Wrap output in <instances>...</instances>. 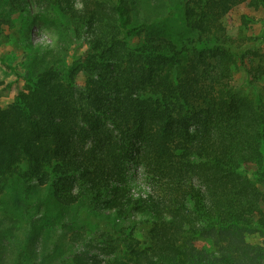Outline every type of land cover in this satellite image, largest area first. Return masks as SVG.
Segmentation results:
<instances>
[{
    "label": "trees",
    "instance_id": "1",
    "mask_svg": "<svg viewBox=\"0 0 264 264\" xmlns=\"http://www.w3.org/2000/svg\"><path fill=\"white\" fill-rule=\"evenodd\" d=\"M34 2L7 0L56 34L25 73L9 67L24 86L0 107V264H264L246 240L264 235V87L231 85L239 62L256 88L264 53L222 24L264 0H186L182 49L134 22L132 0ZM88 212L141 236L101 258L109 235L62 230Z\"/></svg>",
    "mask_w": 264,
    "mask_h": 264
},
{
    "label": "rangeland",
    "instance_id": "2",
    "mask_svg": "<svg viewBox=\"0 0 264 264\" xmlns=\"http://www.w3.org/2000/svg\"><path fill=\"white\" fill-rule=\"evenodd\" d=\"M28 1V8L35 13L37 5L34 0ZM185 2L186 0H132L134 22L145 19L151 32L165 35L179 49L190 48L196 34L185 22L183 10ZM7 5V0H0V107L13 102L19 90L24 86L23 79L18 77L9 67L15 68L19 74L25 73L31 60L29 57L37 52V49L48 46L55 48L53 41L56 34L54 28L50 26L43 28L39 22L34 21L25 13L19 10L9 11ZM222 24L229 36L247 39L259 52L264 53V7H254L247 4L236 6L222 18ZM144 36L145 32L142 33L141 37ZM36 56L38 55L36 54ZM231 77V85L236 90L248 93L254 100L258 99V92H262L261 88L264 87V78L254 79L256 88L251 87V85L246 86L245 71L239 62L232 66ZM84 80L85 75L79 73L76 77V83L82 85ZM250 171L251 169L246 170L248 175H251ZM131 173L134 176V183L139 186V189L136 187L132 189V193L137 195L146 189L143 170L140 167L132 168ZM107 213L108 211H105V214ZM69 217L72 218V221L66 223L62 229L67 233V236L74 228V230L87 233L84 235L88 236L90 240H96L101 233L111 237L112 243H109L107 250L105 249L106 246L98 248L99 245L93 243L90 250L91 253L105 259L119 252L121 239L130 238V236L140 238L142 233L136 224L123 222L127 228H122L119 235V233H115L112 226L120 227L122 223L113 225L104 216L95 217L90 212L77 216H72L70 213ZM61 233L63 235L62 231ZM246 240L264 247V235L257 231L248 232Z\"/></svg>",
    "mask_w": 264,
    "mask_h": 264
}]
</instances>
